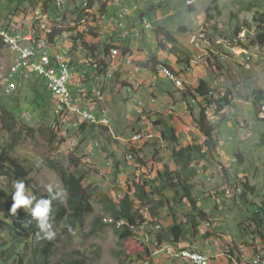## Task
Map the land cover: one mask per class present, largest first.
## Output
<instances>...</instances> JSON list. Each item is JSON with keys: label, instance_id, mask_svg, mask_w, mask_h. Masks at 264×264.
I'll return each mask as SVG.
<instances>
[{"label": "rangeland", "instance_id": "1", "mask_svg": "<svg viewBox=\"0 0 264 264\" xmlns=\"http://www.w3.org/2000/svg\"><path fill=\"white\" fill-rule=\"evenodd\" d=\"M27 1L0 0V27L11 21L12 23L21 21L23 24L24 19L29 16V9L33 7L29 6ZM104 1L107 2V11L110 10L106 12V18L102 13ZM115 1L125 3L133 11V16L125 29H117V24L114 22L115 11L111 10L110 0H96L95 9L88 12L90 14L87 13L78 23L77 16L72 12H61L60 14H66L56 19L52 18L51 29L64 30L62 36L53 43L60 44V39H68L69 35L76 38L79 34L91 31L101 34L102 41L113 36L115 31L118 32L117 38L129 39L131 60H127V69L118 72L119 79L116 77L113 82L104 83L103 100L97 102L101 109L108 111L113 127L119 133L116 132L117 135L126 137L124 139L128 140V137L139 131H147L155 120L164 117L170 120L169 122L178 131L180 137L178 147H187L193 142L204 146L205 138L196 122L198 108L185 111L182 104H179L182 96L178 88L171 81L158 76L150 63L152 56H158L162 63L169 62L171 66L176 67L174 57L159 51L155 30L161 26L175 34L182 49L192 55V68L187 72V80L194 86L201 80L207 81L213 91L210 92L208 99L213 96L216 100L228 95L230 100V105L218 116L220 127L216 133L217 152L209 156L207 160H200L195 164L198 175L191 181L194 185L193 194L199 206L208 213L209 220L202 222L200 228V234L202 236L208 234V236L205 239L199 238L192 247L207 254H219L224 252L231 242L235 241L241 245L239 243L250 238L249 235L244 234L242 227L239 228V223L248 216L243 209L244 206L237 208L231 202L225 203L223 196H217L216 192L226 191L233 195L236 190L240 194L239 190H243L242 184L249 181L256 189L255 193L249 196L252 203L260 206L264 200V116L256 117L253 106L254 91H264V47L252 44L261 33V29H264V0H149L145 4H137L136 0ZM76 2L81 6L82 0H76ZM40 3L41 1L36 2L35 6ZM216 5L220 11H214L212 13L214 18L209 19L207 10ZM153 6L154 10L149 12L148 9ZM50 7L49 0L42 1L43 9H50ZM142 12L149 13L147 20L152 26L151 30L144 32L145 34L142 32L145 28L138 21L139 14ZM83 20L84 27H82ZM70 29L73 31L70 32ZM182 29L186 31L180 32ZM238 29L240 34L236 37ZM203 35L205 38H201ZM192 36L193 39H200V47L191 45ZM77 38L73 40V44L77 45L74 53L86 52L81 42H78L80 38ZM123 45L119 43L118 48L123 50ZM237 49H240L241 54L240 52L237 54ZM97 55L99 60L104 57L103 52H98ZM77 57L80 60L83 58L76 54ZM14 58L15 49L6 46L0 51V101L9 104L11 108L15 104L21 106L22 111L20 114L17 112L16 115L22 119L24 115H29L30 120H23L38 131L34 138L22 136V142L13 153L16 159L34 170L25 195L36 196V192L48 194L49 186L52 187V191H63L61 180L51 169L49 161H60L67 166L71 155L81 158L82 170L88 172L84 185L85 187L93 186L95 193L93 199L95 215L88 218L85 228L75 231L73 240L62 237L60 229L54 227L53 230L56 232L54 239H58L59 244L52 264H65L79 259L86 260L88 264H121L120 256L122 255L134 257L138 264H142L138 256L142 255L145 261L150 258L146 256V248H150L152 253L156 250L154 234L157 229L144 225L136 230V241L125 245L119 240L113 226L94 231V222L97 217H109L101 202L104 196L117 200L118 194L123 193L125 186L129 183L143 182L145 179L156 180L159 172L165 171L166 167L171 171H179L180 168L176 166L172 158L173 146L161 139L151 141L149 143L152 145L151 148H144V152L141 153L145 163L142 165L129 158L125 163L124 157L127 156L130 147L119 141L120 138L115 140L111 132L109 133L113 137L106 133L104 137L97 138L87 135L88 139L83 140L79 128H72L68 132H65L64 128L61 133L64 143L52 144L45 130H41L44 123L43 114L42 109L37 108L35 104L34 94L25 86H21L20 91L13 94V88L10 86L12 84L4 79L7 71L13 68ZM90 61L92 60L89 58ZM176 69L180 68L176 67ZM130 77H134L135 82H142L145 85L155 82L158 84V90L151 94L146 86H142V89L131 96L126 91ZM192 87L184 85L185 93ZM98 88L99 86L95 84L92 91ZM133 98L144 101L146 107L143 109V114L137 111ZM153 98L156 99L154 104ZM188 99L190 101L191 97ZM199 101L202 102V99L199 98ZM172 102L179 107L177 113L180 114L179 117L173 116V119L169 115ZM193 103L196 104L197 101L193 100ZM202 103L207 105V102ZM45 105L49 104L45 102ZM209 110L210 107L207 109L208 114ZM49 116L54 118L53 110L50 111ZM107 129L112 131V128ZM10 141V136L0 122V145L4 146ZM81 141H84L82 145ZM96 142L100 146L92 149ZM70 143H75L78 149L70 151ZM203 151H206L205 146ZM239 152L243 155L242 161L235 157V154ZM119 159L122 162L119 167V173H121L119 179L123 180L124 187H121L114 179L115 161ZM104 167L107 169L104 170ZM102 170L106 176H111L114 172L111 181L104 179L105 176L104 180L98 177V172ZM168 196L172 197L173 193L169 191ZM188 209L189 205L185 200L184 209L177 213L180 220L184 221L182 214ZM148 220L154 222L150 216ZM157 221V225L165 230L172 224L173 218L165 209L161 211ZM182 243L185 247L191 246L188 242ZM35 246L37 247L38 244ZM151 260H154L155 264H179L162 255ZM222 262L233 263L227 255H222Z\"/></svg>", "mask_w": 264, "mask_h": 264}, {"label": "trees", "instance_id": "2", "mask_svg": "<svg viewBox=\"0 0 264 264\" xmlns=\"http://www.w3.org/2000/svg\"><path fill=\"white\" fill-rule=\"evenodd\" d=\"M39 1L46 0H28V5H32ZM95 0H83V3L79 8L72 11L73 15L77 16L76 22L80 21L87 15L89 11H93L95 8ZM105 2V1H104ZM51 4V0H49ZM107 3V2H105ZM107 10V9H106ZM149 12L154 10V6L148 9ZM109 11V10H108ZM214 11H220L218 5L207 10L209 19L214 18L212 13ZM55 12L52 18H59L66 14H59ZM102 13L106 14L105 5L102 8ZM149 13H140L139 22ZM115 16V15H114ZM12 23V21H11ZM11 23L2 26L7 28ZM119 30V29H118ZM122 30V29H121ZM261 33L257 36L256 40L252 42L254 45H260L264 47V29H261ZM73 29H70L72 32ZM186 31L182 29L180 32ZM64 30L56 29L50 36L51 44L56 41L59 36H62ZM88 32V31H86ZM143 34L146 33L145 29H142ZM145 32V33H144ZM108 37L106 41H102L101 34L89 33L79 34L77 37L80 39L83 49L87 52L88 57L97 63V65H104V70L99 71H112L113 63H106V57L97 59L98 52H103L108 57L110 51L118 47L119 43H123V53L126 55L131 52L130 41L117 38L118 32ZM156 42L159 51L169 53L175 58L176 67L171 66L169 62L162 63L158 56H152L150 63L153 71L157 74L158 66L160 68H171L178 76H186L192 68V55L188 51H184L180 44V41L169 30L163 27H159L155 30ZM240 34V30L236 31V37ZM116 36V37H115ZM76 37V38H77ZM72 40H77L75 37H71ZM4 43L0 39V51L4 49ZM122 49V48H121ZM77 50V45L74 47V52ZM90 61V62H92ZM92 62V63H94ZM163 64V65H161ZM168 66V67H166ZM115 76L117 70H115ZM92 75V76H91ZM97 72H94L92 68H86V72L83 73L82 80L85 82V88L88 89L89 97L92 96V89L94 84V78ZM11 81L16 87L13 89V94L18 93L21 86L27 87L35 96V104L37 108L42 109V121L43 129L46 132V136L49 141L54 143H64L63 137L58 139L57 134L53 129L55 116L52 119L49 116L51 110L54 111V101L52 100L51 93L45 85L44 81L38 77H28L19 79V76ZM119 79L118 75L116 76ZM7 78V75L4 76ZM115 83V82H114ZM212 91L210 84L201 80L198 83L197 88L194 91H188L184 93L185 98L189 96L191 98L206 97ZM171 94V93H170ZM255 99L253 102L254 111L256 117L260 115L264 116V91H254ZM171 96H173L171 94ZM47 102L49 105H45ZM209 106L216 105L212 115L213 118L218 119V116L224 113L225 108L230 105L228 95H224L222 98L206 99ZM198 118L196 119L197 126L200 132L205 138L204 146L192 143L187 147H178L180 137L177 129L164 117H160L154 121V132H160L161 138L165 142H169L172 149V158L180 169L179 171H171L166 167L165 171H160L156 180L145 179L143 182H133V184L126 185L123 190V198L120 200H113L108 196H104L101 199L104 205L105 213L108 218L113 220L112 223H106L104 217H97L94 222V231H101L107 226H113L115 232L121 241L125 245L136 241V230L144 225H148L151 228L156 229L158 226V218L163 210H167L169 216L173 218L172 224L165 230L161 229L154 234L155 243L154 247L159 248L165 243H181L188 242L192 246L199 240L205 239L207 235L200 234V228L202 222L208 221V213H206L198 203V200L194 197L193 189L194 185L191 181L198 175V170L195 168V164L200 160H207L209 156H213L218 150V142L216 139L217 130L220 124L217 120L215 124L212 123V119L207 117L206 106L200 102L197 106ZM192 110V109H191ZM22 111L21 106H15L11 108L9 104H6L2 100L0 101V122L6 133L10 136L11 141L4 145H0V264H52L54 253L59 244L58 239L48 240L43 238V233H39V229L36 226V221L31 219L29 212L24 208L18 209L14 214L10 211L12 201V194L15 191L14 182L23 180L25 183V190L29 189L31 182L30 176L33 173V168L25 165L22 161L16 159L13 156L15 148L22 142L23 137L34 138L37 134V130L27 125V123L19 116ZM171 116L170 118H172ZM141 119V118H140ZM52 123V124H51ZM79 132L83 136V140H87L89 135L92 138L104 137L108 133V129L101 127L98 129L95 126L87 123L81 124ZM77 128V129H78ZM141 132V131H139ZM118 133V131H117ZM119 134V133H118ZM81 141V145H82ZM151 144L147 143L143 147L131 146L128 148L127 156L124 157L125 163L128 162V156L133 155L134 160L138 164L145 165L141 153L144 152V148H151ZM154 146V145H153ZM78 149V148H77ZM157 152V151H155ZM235 157L242 161L243 155L239 152L235 154ZM122 164L121 159L115 161V175L118 174L119 167ZM51 169H53L59 176L63 185V192H66L65 203L61 204L59 199L53 201L51 216L54 219V227L60 229L61 236L73 240L75 231L82 230L86 227L89 217L95 215V207L93 204L94 191L93 186L85 187L84 180L88 172L82 170L81 158L71 155L69 157V165H64L60 161H49ZM243 185L241 193H237L234 190V194L230 195L226 191L219 193L217 196H223L225 203L231 202L237 208H243L247 213L245 220L239 223V228L242 227V231L245 235H249L250 238L239 244L249 245L250 240L258 241L264 244V200L261 205L252 203L250 195L254 194L256 189L252 187L249 181H246ZM182 190V191H181ZM58 190H53V194ZM173 193L172 197L168 196V192ZM37 199L44 197L48 198V194H42L36 192ZM118 199V197H117ZM189 205L188 211L184 212L183 220L178 218V211L184 209V201ZM140 204L139 208L137 205ZM149 208V214L151 219L147 220L142 211L144 208ZM231 209V208H229ZM217 210V208H216ZM68 226H71L72 231L69 232ZM39 233V235H38ZM151 235H153L151 233ZM245 237H243L244 239ZM252 238V239H251ZM60 240V239H59ZM243 241V240H242ZM36 243L38 246L36 247ZM231 245L238 246L234 241L229 243ZM31 254V256H30ZM152 250L146 248V256L151 257ZM142 255L138 256V260L143 261ZM121 264H138V261L134 257H127L126 255L120 256ZM131 259V260H130ZM61 264V263H60ZM65 264H88L84 259L68 261Z\"/></svg>", "mask_w": 264, "mask_h": 264}, {"label": "built area", "instance_id": "3", "mask_svg": "<svg viewBox=\"0 0 264 264\" xmlns=\"http://www.w3.org/2000/svg\"><path fill=\"white\" fill-rule=\"evenodd\" d=\"M138 4H145L149 0H137ZM83 2V0H82ZM111 9H117L115 23L117 28L124 29L127 26L129 19L133 16V11L124 6L121 2L110 0ZM38 3V2H37ZM80 4V3H79ZM29 9L28 15L22 24L21 21L11 23L7 28L0 27L1 30L10 32L12 40L15 44V58L12 70H8L6 81L11 84V81L19 76V79L28 77H38L42 79L47 86L50 93H54L55 115L57 120L54 122V130L61 133L62 129H70L78 127L83 123H88L96 127L113 128L111 119L106 109H101L97 102L103 100V85L104 83L113 82L116 76H110V71L104 70V65H96V63L89 62V57L84 53H74L73 40L69 35L68 39H60V44H51L50 29L52 24V16L59 15L61 12H72L79 8L76 0H51L50 9L42 8V1L35 6V3ZM90 13H88L89 15ZM142 26L146 31L151 30L152 26L147 18L141 21ZM84 27V23L82 25ZM190 43L192 46L200 47V39H193L191 37ZM240 49H237V54ZM82 56V60L76 58ZM241 54V52H240ZM106 63H113V68H117L118 72H123L127 69V60H131L129 56L124 57L122 51H110ZM92 68L97 75L93 77L94 84L99 88L92 91V96L89 97L88 89L85 88V82L82 80L83 73L86 68ZM157 75L171 81L174 85L182 91V85H191L183 76H178L171 68H157ZM92 76V75H91ZM13 89L15 85L12 84ZM144 86L151 90H155L157 85L152 82L148 85L144 83H137L134 77H130L127 93L133 95L137 90ZM11 88V87H10ZM200 97V96H199ZM202 102H206L209 95L200 97ZM63 99H70L71 101V115L63 114ZM156 99L153 98V104ZM137 105L138 112L143 113L145 103L141 99H134ZM182 104L185 111L194 109V104L188 98L179 103ZM92 106V107H91ZM211 107L209 113L211 114ZM178 106L173 104L170 106L169 114L171 116L179 117ZM29 120V115H24ZM160 135L154 132L153 125L147 131L136 133L129 138V143L143 145L149 143ZM69 148H76L75 143H70ZM101 177H106L105 172L100 174ZM109 181L110 179L107 178ZM160 229V227H158ZM249 245H238L237 247L231 245L219 254H207L197 251L180 244H166L160 248L158 254L164 255L167 259L173 260L180 264H264V245L259 241L250 240ZM222 255H235V263L222 262ZM196 257L202 258L196 259Z\"/></svg>", "mask_w": 264, "mask_h": 264}, {"label": "clouds", "instance_id": "4", "mask_svg": "<svg viewBox=\"0 0 264 264\" xmlns=\"http://www.w3.org/2000/svg\"><path fill=\"white\" fill-rule=\"evenodd\" d=\"M96 1V0H95ZM83 3V2H82ZM96 3V2H95ZM122 3V2H121ZM136 3L138 4V1L136 0ZM124 6H127L125 3H122ZM105 5V11L108 13V11L106 10V7H107V3H105L104 4ZM103 5V6H104ZM102 6V7H103ZM96 6H94L93 8H95ZM128 7V6H127ZM129 8V7H128ZM112 10V9H111ZM113 10L115 11V18H116V13L118 12L117 11V9H115V8H113ZM110 11V10H109ZM103 16L106 18V15L105 14H103ZM132 18V17H131ZM145 18H147V17H145ZM142 21V20H141ZM114 22H115V19H114ZM140 24H141V22H140ZM141 26H142V24H141ZM117 29H119V28H117ZM125 29V28H124ZM146 31V30H145ZM118 47H120V46H118ZM117 47V49H119V50H121L122 52H123V50L121 49V48H118ZM130 52L128 53V54H124L123 53V55H124V57H126V56H130ZM130 58V57H129ZM131 59V58H130ZM118 75V74H117ZM116 75V76H117ZM186 80H187V78H186V76H183ZM164 79V78H163ZM152 83V82H151ZM148 84H150V83H148ZM148 84H146V85H148ZM156 85H157V88L155 89V90H151V89H149V93H151V94H153V92H156L157 90H158V84L156 83ZM197 86H198V84L196 85V86H194V84H193V87L191 88V89H189L191 92L192 91H194L196 88H197ZM147 87V86H146ZM179 90V89H178ZM179 92H180V94H181V96H182V100H183V98L184 99H186L185 98V96H184V92H182L181 90H179ZM133 95H135V94H133ZM133 95H131V96H133ZM190 97V96H189ZM188 97V98H189ZM136 99V98H135ZM181 100V101H182ZM133 102H134V98H133ZM175 104V103H174ZM213 106H215V107H213V109H212V113H213V111H214V109L215 108H217L216 107V105L214 104ZM135 107L137 108V105H136V103H135ZM145 107H146V105H145ZM179 108V107H178ZM145 109V108H144ZM193 110V109H192ZM137 111H138V109H137ZM212 113H211V116H207V117H209L210 119H212V123L213 124H215L216 122H217V120L218 119H216V118H213V115H212ZM109 114V113H108ZM140 114H143V113H140ZM54 116H55V121L57 120V118H56V115H55V107H54ZM30 117V116H29ZM109 117H110V115H109ZM23 119L24 120H28V119H26L25 117H23ZM31 119V117L29 118V120ZM110 119H111V117H110ZM215 119V120H214ZM213 120L215 121V123L213 122ZM54 121V122H55ZM156 121V120H155ZM111 123H112V127H113V122H112V119H111ZM88 124V123H87ZM89 125H91V124H89ZM80 126V125H79ZM78 126V127H79ZM92 126H94V125H92ZM78 127H75V128H78ZM96 127V126H95ZM98 129H100L101 127H97ZM53 129H54V124H53ZM70 129H72V128H70ZM69 128L68 129H65L64 131L65 132H68L69 130H70ZM153 129H154V123H153ZM113 130H114V132H115V135L117 136V137H120V135H117V131L114 129V127H113ZM55 131V130H54ZM142 132V131H141ZM55 133L57 134V137H58V139H60L61 137H62V135H61V133H57L56 131H55ZM139 133V132H138ZM157 134H159L160 135V138H156V139H161V141H162V138H161V134H160V132H156ZM108 134L110 135V136H112V134L111 133H109V130H108ZM135 135V134H134ZM133 136V135H132ZM131 136V137H132ZM113 137V136H112ZM131 137H128V138H131ZM122 138V137H121ZM123 138H126V137H123ZM120 141V140H119ZM150 143V142H149ZM145 144H147V143H145ZM145 144H143V145H131V146H137V147H143ZM98 146H100V144L98 143V142H96L93 146H92V149H94L95 147L96 148H98ZM129 146V145H128ZM131 146H129L130 148H131ZM76 148H77V145H76ZM75 148V149H76ZM128 158L129 159H131V160H133L134 158H133V155H129L128 156ZM107 166V165H106ZM108 166H111L112 167V165H108ZM107 169V167H104V170H106ZM103 172V170L102 171H100V172H98V177L100 178V179H103L104 177H101L100 176V174ZM114 173V172H113ZM113 173H111V176H112V174ZM115 175V174H114ZM120 175H121V173H118V174H116L115 175V177H114V179H115V181L121 186V187H124L125 186V184L123 183V180H121V179H119V177H120ZM111 176H106L104 179H107V178H109L110 180L109 181H111V179H112V177ZM86 179V178H85ZM103 179V180H104ZM108 181V180H107ZM84 182H85V180H84ZM14 189H15V191L13 192V194H12V201H13V203H12V205H11V209H10V211L12 212V213H16L17 212V210L18 209H21V208H24L27 212H29V214H30V217H31V219L28 221V223L30 224L31 223V221L32 220H35L36 221V226H37V228L39 229V233H43V238H45V239H48V240H52V239H54L55 238V236H56V232L53 230L54 229V219H53V217L51 216V212H52V204H53V201H55V200H57V199H59V201H60V203L61 204H63V203H65V196H66V192H63V191H56L54 194H53V192H52V187L51 186H49L48 187V189H47V191H48V198H44V197H41V198H39V199H37V197L36 196H34V195H31L30 197L29 196H26L25 195V193H26V190H25V183H24V181L23 180H18V181H15L14 182ZM126 187V186H125ZM123 196H124V194L123 193H119L118 194V199L117 200H120V199H122L123 198ZM140 204H138L137 205V208H139L140 206H139ZM142 213H143V215L145 216V218L148 220L149 219V216H150V214H149V208L148 207H146V208H144L143 209V211H142ZM105 222L106 223H112L113 222V220H111V219H109V218H106L105 219ZM208 225H209V223H207ZM158 227H160V229H158ZM156 229H157V231H160L161 229H162V227L161 226H157L156 227ZM68 230H69V232H71L72 231V229H71V226H68ZM39 233H38V235H39ZM37 244V243H36ZM166 244H171V243H165L164 245H166ZM172 244H175V245H178V244H180V245H182L183 246V243L181 242V243H172ZM164 245H162V246H164ZM162 246H160L159 248H156V250H155V252L154 253H152V255H151V257L149 258V259H147V260H145V261H142V264H146L147 262H150L151 264H155L153 261L154 260H151L152 258H154V257H156V256H158V255H162V254H158L157 252L160 250V248L162 247ZM185 247V246H184ZM186 247H188V248H190L189 246H186ZM191 249H193V248H191ZM195 250V249H194ZM197 251H199V250H197ZM202 252V251H201ZM205 253V252H204ZM162 256H164V255H162ZM165 257V256H164ZM166 258V257H165ZM167 259V258H166ZM196 259H200V260H202V258H200V257H196ZM169 260V259H168ZM170 261H173V260H170ZM173 262H175V261H173ZM175 263H178V262H175ZM180 264V263H179Z\"/></svg>", "mask_w": 264, "mask_h": 264}, {"label": "bare ground", "instance_id": "5", "mask_svg": "<svg viewBox=\"0 0 264 264\" xmlns=\"http://www.w3.org/2000/svg\"><path fill=\"white\" fill-rule=\"evenodd\" d=\"M119 2V1H118ZM89 12H91V11H89ZM82 23H84V20L82 21ZM53 32H54V30L53 29H50V36H51V34H53ZM197 36V35H196ZM201 38H205V36L203 35V36H201ZM0 39L2 40V42L4 43V48L7 46V47H10L11 49L13 48V49H15V44H14V42H13V40H12V34L10 33V32H7V31H3V30H1L0 29ZM234 49H236V48H234ZM115 50V49H114ZM94 63H96V62H94ZM128 63V62H127ZM96 65H97V63H96ZM133 65V64H132ZM161 65H163V64H161ZM164 67H165V65H164ZM166 67H168V66H166ZM115 68H113V70L112 71H110V76H115ZM185 88H184V85H183V88H182V92H186V90H184ZM211 92H213V91H211ZM209 95H210V93H209ZM51 97H52V100H54V93H51ZM213 97V96H212ZM199 96L197 97V98H191V100L190 101H192V104H194L193 103V100L195 101H197V103L196 104H194V107H197L198 106V104L201 102V101H199ZM207 108H206V113H207V109L209 108V107H215V106H209L208 104L207 105H205ZM213 109V108H212ZM211 113H212V110H211ZM63 114L64 115H71V101H70V99H63ZM170 115V114H169ZM207 116H211V114L209 113H207L206 114ZM171 116V115H170ZM215 120V119H214ZM213 120V122L215 123V121ZM109 130V129H108ZM109 132H111L112 134H113V136H114V138H115V140H117L118 138H120L121 140V142L123 143V144H125V145H129V146H131V145H137V144H130L129 143V139L127 140V139H124V138H121V137H115V134H114V132H113V128H112V131H110L109 130ZM117 138V139H116ZM75 150V148L73 149H71L70 148V151H74ZM231 260H232V262L233 263H235V255H227ZM146 264H151L150 262H147Z\"/></svg>", "mask_w": 264, "mask_h": 264}, {"label": "crops", "instance_id": "6", "mask_svg": "<svg viewBox=\"0 0 264 264\" xmlns=\"http://www.w3.org/2000/svg\"><path fill=\"white\" fill-rule=\"evenodd\" d=\"M163 90V88H161Z\"/></svg>", "mask_w": 264, "mask_h": 264}]
</instances>
